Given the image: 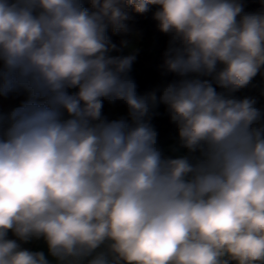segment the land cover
Returning <instances> with one entry per match:
<instances>
[{
	"label": "clouds",
	"instance_id": "9594fccd",
	"mask_svg": "<svg viewBox=\"0 0 264 264\" xmlns=\"http://www.w3.org/2000/svg\"><path fill=\"white\" fill-rule=\"evenodd\" d=\"M152 5L170 37L163 68L179 79L138 95L136 54L111 55L107 33ZM243 10L0 0V96H27L0 113V264H51L22 247L34 239L57 264H264V110L233 95L264 75V11ZM105 100L131 123L107 119ZM160 104L183 155L158 146Z\"/></svg>",
	"mask_w": 264,
	"mask_h": 264
},
{
	"label": "trees",
	"instance_id": "16d2710c",
	"mask_svg": "<svg viewBox=\"0 0 264 264\" xmlns=\"http://www.w3.org/2000/svg\"><path fill=\"white\" fill-rule=\"evenodd\" d=\"M242 3L244 4V13L264 11V0H242ZM86 7L90 8V0ZM158 7L157 5H152L149 11L144 14H138L132 9H128V14L131 17L126 21L129 26V31L127 33L114 34L111 32L108 34L111 42L116 44L119 48L122 41H125L130 35L136 33L141 39L140 46L142 47L145 45L147 50V46L150 45V49L148 50L151 52L154 51L155 53L153 56L148 54L141 57L144 67L131 68L129 75L137 85L138 95H145L179 79L175 74L168 73L163 68L164 53L168 47L170 37L157 29V22L153 19V14ZM262 71H264V69H262ZM217 91L222 90L217 87ZM157 95H160L159 91H157ZM233 95L241 99L244 97H254L258 101L256 106L264 110V75L257 74L247 87L240 89ZM117 103L127 108L126 104L123 102L117 101ZM155 113L156 114L153 115L151 119V123L158 133L157 142L158 146L161 148L175 138L177 129L176 126L170 122L165 105L160 104L155 109ZM126 120L131 123V118L128 114Z\"/></svg>",
	"mask_w": 264,
	"mask_h": 264
},
{
	"label": "crops",
	"instance_id": "0c3cea01",
	"mask_svg": "<svg viewBox=\"0 0 264 264\" xmlns=\"http://www.w3.org/2000/svg\"><path fill=\"white\" fill-rule=\"evenodd\" d=\"M88 1L89 0H83L85 7L87 6ZM111 32H112L111 29H109L107 34ZM130 38H132L137 44H141V39L139 38V36H133L132 34L125 41L129 42ZM148 49H150V45L147 46V50ZM147 52L149 55H152V56L153 54H155L154 51L151 52L148 50ZM139 59L142 62L141 57ZM142 64L144 65L143 62ZM26 98L27 96L25 93H19V94L12 93V94H9V96L7 97L0 96V113L10 112L15 107H18ZM102 114L109 120H115V119H120V118H124L126 120L128 111H127V108L120 103L116 102L115 104H110L108 103V101L105 100L104 106L102 109ZM176 136H177V132H176ZM169 143L170 144H166L165 146L161 147L162 151L164 153L169 154L170 156H179V154L181 153V150L179 149V151H175V152L172 151V149L176 148V146L172 144L171 142ZM9 238L15 239V237L13 236L11 232H9ZM22 247L30 251H43L46 257L50 260L51 264H57L56 260L48 254L47 246L42 239L40 240L34 239L30 241L29 243L22 244Z\"/></svg>",
	"mask_w": 264,
	"mask_h": 264
},
{
	"label": "rangeland",
	"instance_id": "374dc122",
	"mask_svg": "<svg viewBox=\"0 0 264 264\" xmlns=\"http://www.w3.org/2000/svg\"><path fill=\"white\" fill-rule=\"evenodd\" d=\"M133 36H139L136 33L133 34ZM140 38V37H139ZM130 41L128 42L126 47H122L121 45L119 46L120 51L116 52H112L110 53L111 55H129V54H136V60L133 63L132 67L134 68H141L144 67V65L142 64V62L140 61V57H143L145 55H148V53L146 52V48L145 45H143L142 47L140 46V44H137L132 38L129 39ZM134 44V45H133ZM172 144H174L176 147H178V139L177 136L176 138H173L171 141ZM170 144V143H167ZM181 153L179 155H183L186 153V149H180Z\"/></svg>",
	"mask_w": 264,
	"mask_h": 264
},
{
	"label": "built area",
	"instance_id": "2783aa9c",
	"mask_svg": "<svg viewBox=\"0 0 264 264\" xmlns=\"http://www.w3.org/2000/svg\"><path fill=\"white\" fill-rule=\"evenodd\" d=\"M165 154V156H170L169 154H167V153H164Z\"/></svg>",
	"mask_w": 264,
	"mask_h": 264
}]
</instances>
